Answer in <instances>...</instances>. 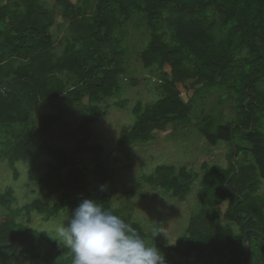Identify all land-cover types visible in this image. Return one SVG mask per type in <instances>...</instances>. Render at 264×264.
Wrapping results in <instances>:
<instances>
[{
    "label": "trees",
    "instance_id": "obj_1",
    "mask_svg": "<svg viewBox=\"0 0 264 264\" xmlns=\"http://www.w3.org/2000/svg\"><path fill=\"white\" fill-rule=\"evenodd\" d=\"M79 1L0 0V161L15 175L16 163L28 165V178L48 196L58 195L51 207L38 199L18 207L11 187L0 191V244H23L16 264H73L63 241L30 225L31 211L46 212L48 219L92 199L146 243L162 246L112 205L117 170L101 159V144L87 143L93 124L108 113V99L121 90L126 68L120 28L139 13L151 30L141 61L161 69L163 96L133 108L136 123L123 132L117 149L128 155L131 145L188 118L200 87L226 88L237 117L200 128L211 144L225 141L235 148L232 156H245L203 176V207L189 227V247L177 246L175 254L185 261L200 256L206 264H241L246 231L264 234V196L258 193L264 180V0ZM54 26L63 27V41L56 40ZM66 97L91 108L79 125L82 138L74 154L46 138L59 113L42 112L35 121L41 108L60 111ZM85 150L93 152L90 162L78 158ZM196 176L186 166L160 165L146 180L184 199ZM45 239L53 253L40 252ZM250 245L247 264H264V239L252 235ZM15 251L0 246V264H13Z\"/></svg>",
    "mask_w": 264,
    "mask_h": 264
},
{
    "label": "rangeland",
    "instance_id": "obj_2",
    "mask_svg": "<svg viewBox=\"0 0 264 264\" xmlns=\"http://www.w3.org/2000/svg\"><path fill=\"white\" fill-rule=\"evenodd\" d=\"M43 1L48 4L52 2ZM93 2L94 0L90 1V4ZM79 3L82 4L83 1L80 0ZM53 28L57 32L56 40L63 41V27L62 31L56 26ZM118 35L125 48L126 70L124 79L120 81L121 90L108 99V113L93 124L92 137L87 143L101 144L103 147L101 159L108 158L109 167L117 170L115 174L117 191L113 195L112 205L128 214L132 220L139 222L150 239L154 235L158 238L162 246L156 247L165 259L174 264H206L202 262L204 260L200 256L196 260L190 258L188 261L178 258L175 254L176 247L182 249L189 247L186 245L189 227L194 224L192 220L198 217L203 207L200 195L203 176L216 167L228 168L230 162L239 164L245 156L243 152L238 156H232L235 148L225 141H219L216 145L211 144L200 128L208 121L218 124L236 118L235 104L231 101L226 88L218 85L200 87L188 118L173 121L166 130L156 133L155 138L148 142L131 145L130 153L125 155L117 149V143L123 132L131 129L136 123L137 116L133 108L138 103L151 104L162 98V74L157 64L145 68L141 61L140 52L151 39V30L141 14L136 13L125 23ZM42 112L59 113L57 122L52 124L46 134L49 143L61 147L69 154H74L82 138L79 125L90 114L91 108L79 104L74 98L66 97L60 101V111L54 108H41L35 121ZM92 157L93 152L88 150L78 154V158L85 162H90ZM160 165H173L177 168L186 166L197 175L194 177L192 190L184 199L173 197L146 180V176ZM16 167L17 175L4 161H0V191L6 187L13 189L16 196L14 206L21 207L38 199L51 207L58 201V195L48 196L41 185L28 178V165L18 162ZM258 193L264 196V180ZM73 213L67 208L58 216L47 219L46 212L34 209L31 211L30 225L47 238H58L55 231L57 226L67 223ZM46 239L39 241L40 252L53 253ZM201 255L207 259L210 256L207 252Z\"/></svg>",
    "mask_w": 264,
    "mask_h": 264
},
{
    "label": "clouds",
    "instance_id": "obj_3",
    "mask_svg": "<svg viewBox=\"0 0 264 264\" xmlns=\"http://www.w3.org/2000/svg\"><path fill=\"white\" fill-rule=\"evenodd\" d=\"M55 231L57 242L63 241L71 250L73 264H165L155 245L146 243L129 223L92 199H84Z\"/></svg>",
    "mask_w": 264,
    "mask_h": 264
},
{
    "label": "water",
    "instance_id": "obj_4",
    "mask_svg": "<svg viewBox=\"0 0 264 264\" xmlns=\"http://www.w3.org/2000/svg\"><path fill=\"white\" fill-rule=\"evenodd\" d=\"M252 235H258L259 237L263 238L264 239V234L263 233H260L256 230H253V229H250V230H247L246 231V235H245V239H244V244H246L247 248L245 250V254H244V257H243V261H242V264H247V260H248V257H249V254H250V249H251V245H250V239H251V236ZM0 246H13L16 248V251H15V254H14V257H13V264H16L19 256H20V253L23 249V244L20 242V241H12V242H9V243H2L0 244ZM165 262L169 263V264H174L173 262H170V261H167L165 259Z\"/></svg>",
    "mask_w": 264,
    "mask_h": 264
},
{
    "label": "built area",
    "instance_id": "obj_5",
    "mask_svg": "<svg viewBox=\"0 0 264 264\" xmlns=\"http://www.w3.org/2000/svg\"><path fill=\"white\" fill-rule=\"evenodd\" d=\"M2 89H6L5 86H3Z\"/></svg>",
    "mask_w": 264,
    "mask_h": 264
},
{
    "label": "bare ground",
    "instance_id": "obj_6",
    "mask_svg": "<svg viewBox=\"0 0 264 264\" xmlns=\"http://www.w3.org/2000/svg\"><path fill=\"white\" fill-rule=\"evenodd\" d=\"M167 264H169V263L167 262Z\"/></svg>",
    "mask_w": 264,
    "mask_h": 264
}]
</instances>
